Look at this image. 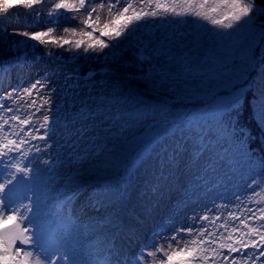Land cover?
Wrapping results in <instances>:
<instances>
[{"label":"rangeland","instance_id":"rangeland-1","mask_svg":"<svg viewBox=\"0 0 264 264\" xmlns=\"http://www.w3.org/2000/svg\"><path fill=\"white\" fill-rule=\"evenodd\" d=\"M55 2L57 0H47L46 4L37 6L39 15L18 6L10 10L9 15L0 16V68L7 71L0 80V96L17 87L22 91L40 80L47 81L43 95L50 96L52 100V104L47 106L51 112L50 139L31 140L25 146L26 151L31 148L28 159L18 153L11 154L22 165L28 164L36 171L27 183L17 186L9 209L21 203L32 208L28 213L31 224L26 221L25 226L38 230L41 243L47 246L61 242L70 247L74 240H78V259L81 264H92L94 257L88 255V245L95 244L96 249L102 251L105 237H118L129 243L128 228L131 227L135 233L130 241L131 248L137 255L143 251L146 256L156 247H167L173 235L188 239L186 232H177V229H186L189 225L199 228L203 222L194 221V216H227L229 211L250 215L249 208L255 211L257 207H264V204L254 202L259 197L248 199L252 196L247 185L254 178L253 168L237 157L232 159L229 156L230 148L225 136L213 122L206 120L207 115L198 111L174 126L176 111L168 107L166 114L158 111L155 117L130 121L132 126L125 132V137L105 139L103 129L109 125L100 119L89 120L86 126L91 131L80 139H70L64 130L65 117L85 105L99 104L102 97L108 98L124 80L125 73L136 72L141 64L145 71L150 65H155L157 71L163 69L168 74L163 88L149 91L164 93L167 102L171 100L169 95L209 93L219 85L239 83L237 77L241 71L210 78L188 74L189 69L206 70L231 58L241 57L236 36L217 35L230 30L219 29L190 16L149 17L114 41L101 36L99 31L94 32V37L111 46L84 52L83 48L91 41L81 32L92 31L81 23L84 15H76L72 19L75 14L60 10V16L50 17V6ZM111 2L92 0L90 7ZM127 2L133 3L135 10L140 11V0ZM162 2L171 5L173 0ZM124 6L125 0H121L116 10H122ZM176 6L180 10V0H176ZM99 14L102 27L110 16L107 8L101 9ZM128 15H131V10ZM49 27L56 29L54 35L57 37L73 42L83 40L84 44L79 49L74 47V43L63 47L41 45L19 35L24 31H47ZM65 28L69 31L65 32ZM73 29L76 30L75 35L72 34ZM162 42L164 49L177 57L171 65L166 61L158 63L161 58L156 56L155 50L161 47ZM149 52L152 53L151 61H142L141 57ZM130 65L136 67L128 68ZM261 71L259 69V73ZM259 78L254 81L258 82ZM170 89H175V92ZM12 98H15V93ZM32 98L37 99V105L40 104L36 92ZM165 101L157 105H163ZM7 106H11L10 102ZM251 106L259 124L257 101L251 100ZM41 116L42 113H36L37 121ZM189 120L193 121L191 131L186 127ZM33 127H38V123ZM260 127L264 131V126ZM92 132L99 133V138ZM40 134L43 130L36 133ZM201 136L205 138L203 144L207 150L197 156L195 143ZM45 144L47 148H43ZM178 146L179 153L173 159V150ZM35 147H41L42 151L37 153ZM96 152L99 154H94ZM77 156L83 159H76ZM45 160L49 163L45 164ZM109 162L111 166L106 168ZM69 178H73L75 184ZM3 179L0 176V182ZM69 188L72 190L68 191ZM255 191L260 192V188H255ZM236 195H240L241 202L235 200ZM213 205L221 206V210L208 213L206 209L213 208ZM69 219L74 224L72 234L67 233L65 227ZM218 223H223V220ZM11 224L12 221L5 220L0 228ZM253 239L259 243L258 238ZM21 247L33 250L31 246ZM54 251V246L49 248L50 254ZM245 251L251 253L255 250L250 247ZM161 255L158 253L157 258ZM233 256L239 258L237 253ZM147 261L153 264L151 257ZM257 264H264V257Z\"/></svg>","mask_w":264,"mask_h":264},{"label":"snow or ice","instance_id":"snow-or-ice-1","mask_svg":"<svg viewBox=\"0 0 264 264\" xmlns=\"http://www.w3.org/2000/svg\"><path fill=\"white\" fill-rule=\"evenodd\" d=\"M91 2L92 0H57L51 4V11L48 13L50 17H58L61 15L60 10H65L75 14L72 19H75L76 15H84L81 23L85 28L92 29V31L81 32L91 41L83 48L84 52H95L97 49L103 50L111 46L104 40L94 37V32L99 31L101 36L114 41L125 35L133 25L149 17L190 16L207 21L219 29L230 30L218 32L217 35L237 37L239 42L237 50L241 53L243 69L237 77L239 83L234 85L231 98L226 102H216L209 106L210 117L218 131H226L227 126L232 125V117L238 116L250 100H256L259 124L264 126V0H180V10L177 9L176 0H173L171 5L162 0H140V11H136L135 5L127 0L122 10H116L121 0H112L107 4L101 3L97 7H90ZM46 3L47 0H0V16L9 15L10 10L18 6L26 9L28 13L36 12L39 15L37 6ZM104 8H107L110 18H106L101 27L102 17L99 13ZM130 10L131 15H128ZM113 12L114 15H112ZM55 31L54 27H49L47 31H24L19 35L31 41H37L41 45L63 47L65 44L74 43V47L79 49L84 44L83 40L73 42L57 37L54 35ZM64 31L68 32L69 29L65 28ZM72 34H76L75 29L72 30ZM237 41H234V44ZM155 52L156 56L161 58L158 63L166 61L168 65H171L177 60L175 55L164 49L163 42ZM151 59V52L141 57L142 61H151ZM257 69L262 70L259 73L258 82L252 80V74ZM6 75V69L0 68V80ZM167 78L168 74L163 69L157 71L155 65H150L145 71L141 64L136 72L125 73L124 80L117 85L108 98L102 97L99 104L85 105L79 111H74L65 117L64 130L70 139L73 137L80 139L86 137L91 131L86 126L87 122L100 119L102 123L109 125L103 129L105 139L113 136L125 137V132L132 126L130 121H139L148 116L155 117L158 111L165 114L169 111L166 103L163 105L150 103L144 95L146 92L163 88ZM141 85L142 90H140ZM44 90H47V81L38 80L22 91L17 87L11 92H5L4 96H0V176L4 178L0 182V224H3L5 220L12 221L10 226L0 228V264H81L77 256L78 240H74L70 247L61 242L46 246L45 243H41L38 230L34 231L33 228L25 226L26 221L31 224L28 213L32 212V208L21 203L18 207L9 209L12 194L17 186L27 183L31 174L36 171L28 164L22 165L17 157L11 154L18 153L20 157L28 159L31 148L26 151L25 146L29 145L31 140L50 139L51 112L47 106L52 104V100L50 96L43 95ZM170 91L175 92V89ZM33 92H36L40 100L39 105H37V99L32 98ZM13 93H15L14 99ZM212 99L215 100V98ZM8 102L11 106H7ZM36 113H42L38 121ZM36 123L38 127H33ZM186 127L191 131L193 121L189 120ZM41 130L43 134L36 135ZM92 135L99 138V133L92 132ZM197 139L199 142L195 143L194 151L199 156L207 149L203 144L205 138L201 136ZM184 146H187L186 142ZM47 147V144L43 146V148ZM35 151L40 153L42 148L35 147ZM178 153L179 146L173 150V159H176ZM76 159H83V157L77 156ZM44 163L49 162L45 160ZM110 166L111 162L105 165L106 168ZM259 166L260 173L247 185V188L252 191V196L248 199L252 200L253 196L259 197L254 201L257 205L264 204V159L260 161ZM69 179L75 184L73 178ZM255 188H260V192H256ZM71 190V188L68 189V191ZM235 200L241 202L240 195H236ZM223 207L226 208L227 205ZM238 207L239 204H237ZM214 210L220 211L221 206L213 205V208L206 209L208 213ZM247 211L250 215H237L236 212L229 211L227 216L209 214L194 216V221L203 222L199 228L189 225L186 229H177V232H186L188 239L173 235L167 247H156L154 251L147 252L146 256L143 251L137 255L131 248L130 241L135 235L131 227L128 228L129 243H125L118 237H105L103 250H97L95 244H90L88 255L94 257L92 264H148V257L152 258L153 264H257L260 258L264 257V247H262L264 246V207H257L255 211L249 208ZM221 220L223 223H218ZM65 227L67 233L72 234L74 224L71 219ZM253 237L258 238L259 243ZM21 246H31L33 250H27ZM52 246L55 247V251L50 254L49 248ZM250 247L255 251L251 253L245 251ZM158 253H162L159 258H157ZM234 253L239 254V258L233 256Z\"/></svg>","mask_w":264,"mask_h":264},{"label":"trees","instance_id":"trees-1","mask_svg":"<svg viewBox=\"0 0 264 264\" xmlns=\"http://www.w3.org/2000/svg\"><path fill=\"white\" fill-rule=\"evenodd\" d=\"M243 64L241 57L231 58L216 67L206 70L197 68L189 69L188 74L198 78H210L224 73L242 71ZM259 77V69L252 74V80ZM238 83H228L214 87L209 93L190 92L183 96L169 95L171 98L168 102L164 100V93H144L145 99L150 103H159L165 101L167 106L176 111V119L174 126H178L185 121L186 117L191 113L198 111L202 115H207L206 120L213 122L209 114V106L212 104L223 103L231 98L233 87ZM253 90L255 88L253 87ZM212 98H215L213 100ZM214 123V122H213ZM227 139V145L230 148L229 156L232 159L236 157L255 171L254 178L260 173V161L264 159V131L255 119V115L251 106V100L241 109L238 116L232 117V125L227 126L226 131H220ZM155 140L152 141V143ZM139 146V145H138Z\"/></svg>","mask_w":264,"mask_h":264}]
</instances>
